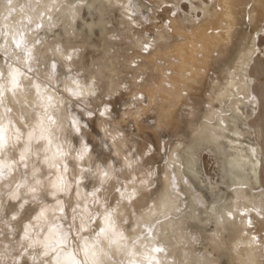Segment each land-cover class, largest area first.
I'll use <instances>...</instances> for the list:
<instances>
[{
	"label": "rangeland",
	"instance_id": "374dc122",
	"mask_svg": "<svg viewBox=\"0 0 264 264\" xmlns=\"http://www.w3.org/2000/svg\"><path fill=\"white\" fill-rule=\"evenodd\" d=\"M15 1L16 0H14V2ZM39 1L40 0H32V7L36 8L37 2ZM59 1L60 2L58 6H56L57 8L49 9L50 11H46L49 12V19H46V16L43 15L42 19L38 20V24L36 22H33L32 26L31 24H28L27 19H21L19 21L17 20V17L14 15V13L18 14L20 11L18 10L16 11V13L14 10L10 9L12 8V6L13 9L17 7V5H15L17 3H14L13 1L8 3L9 5L5 4V10L2 14V16H5L4 18L11 21L12 25L8 26L9 28H7V25L9 24L5 23V26L3 28L4 21H2L3 18L0 17V41L2 40L4 43V40L6 38L5 42L8 41L9 44V50H5V52L3 53H1L2 51H0V69L2 73H0V81H6L5 79H7L8 77L7 75L9 67L11 65L14 64L22 69L24 68V71L22 72L23 75L21 73V78H19L17 84V90L18 88L20 89L18 91L15 90V94L17 92L15 97L19 99V97L26 92V94L28 95L24 94L21 98H23L24 96H26L25 98H27L28 96L30 98V94L40 95L43 93L44 95V92L45 95L46 92L47 95H49V92L52 89L53 92L59 94L57 95L58 97L60 96L61 99V103H59V105H62L57 107L63 108V106H65L62 110L65 112V114H68H66L68 116L66 123L62 127H60L61 129L56 131L55 134H52L54 139L47 145V147H49V151H45L44 153V151H40L35 147L33 149L30 147L29 150V147L26 146L25 152L20 154L17 153V155L15 150L13 149L12 142L9 146L11 149V155L9 153H5L6 156L9 157L8 159L5 158L6 161H1L3 167L7 168L6 171L12 169L13 172L19 173L16 182L14 184L11 183V186L9 188L10 190L7 191H9V194L11 192L13 194V191L15 192L16 190L19 191L20 194L19 192H15V194H19V196L17 195V197L15 196V198L10 197L6 199V194L8 192L5 191V185H3L0 189V201H3V203L1 202L3 205L0 206V242H3V238L8 240V242L10 241L11 243H9L8 245L6 242H3L2 244L0 243V247H4L3 244H6L7 247L9 245H12L14 248V250L12 249L13 251H6L8 253L10 252L9 257H7L9 260L0 259V264H40L43 258L44 260H50L51 255L54 254V252L46 254L47 251H44V247L46 248V246L48 247V251H52L55 249L57 252L70 250L71 253L69 254H74L72 257L75 260L77 258L76 261L78 262V264H82L81 260L78 258L79 255L84 251L82 248L85 244L84 241L88 240L93 243L94 246H102L103 242L107 240L102 227L103 223L100 222L102 221V218H105L103 217L105 211L107 213V219L110 218L111 215L117 216L118 218L120 217L124 222L127 231H135L136 216L141 214L142 212H146L150 208L151 203L156 200V196L161 189L164 177L163 171L166 170V164H168V160L166 159H169V156L173 152L184 153V148L183 150H179V146L180 148H182V143H188V141L191 143L194 142L195 138L193 137L195 133L193 132L196 131L193 128H196V130H198V133L201 132L199 131L201 130L200 123L204 122V120L201 121V119H203V117L205 118L207 113H210L208 112L210 108L209 105L214 103L212 105L216 108L222 107L221 101L218 100H221L220 97H224V91H228L227 89H229L228 87H226V89L224 90L225 87L223 86H225L228 82L226 79L230 77L229 70L232 63L234 62V55L239 49V39L245 33L250 31L251 27L254 26V21H257L258 23L264 25V0H262L263 3L261 1L259 2V0H242L241 3L238 4L239 6L237 5L239 20L233 27L234 32L232 38L225 44L219 43L218 45H216V47H212V50L210 52L197 47L193 54L194 63L191 64L190 67H186L180 70L178 69V67H180V65L182 64L180 61L181 57L174 55V53L172 52V47L176 45L184 46L186 45V43L192 44V41L188 40V37L194 38V35L198 31V26L203 27L205 25V31L209 34L213 32L216 34L218 30L220 31V33L224 32L218 27V24L216 23L218 18H220L219 16L222 14V12H219L220 14L217 17L210 18L209 16V19H207L200 9V5L203 2H209L211 4V0H117V2L116 0H110V4L108 0H104L102 4H107V6H105V8H107V11L106 9H100V11L94 17V19L96 20V24H94L93 27L88 26L87 21L91 20V16L88 15L86 8L82 7L79 9L81 16H77L75 18V21L72 22V26H75L74 28H71L73 30L70 29L72 31V34L70 33L69 35L68 33L66 35L64 34L66 31H64V25L62 24V22L58 23V21H60L58 17V10H60L59 5H61V7H63V4L64 6L67 4L71 5L70 2L72 1L79 4L82 3L81 1L83 0ZM86 1L88 0H84L82 4H86ZM32 2H35L36 4ZM112 3H115L114 7L112 6ZM117 3L118 5L115 7ZM216 3L218 4L220 2L218 1ZM192 5H194L196 8L192 9ZM254 5L259 7L257 9L261 10L260 12L262 16L259 14V10H257V12L255 13V20L253 21L248 17V15L245 16V14L248 10L251 11ZM118 6H121L122 9L121 7L118 8ZM175 6L177 7L175 8ZM217 6L218 9L221 8L219 5ZM123 7H125V10H123ZM7 8H9L8 11ZM184 10H187L189 14L194 16V20L191 18H187L186 20V17L183 16ZM12 11H14V13ZM104 12H107V15ZM77 14H79V12H77ZM103 17L105 18V20ZM190 21L193 23H191ZM12 22L17 23V26L15 28ZM182 28L185 30V32L181 31ZM12 32L15 33V36L17 35L16 37L19 36L18 38L25 35L26 39L21 45V47H23L24 45L25 48H20L16 41L15 43H13L14 39L10 38ZM78 34H81L80 38V35L78 36ZM65 36L70 37L66 38ZM58 39L61 43L58 42ZM49 41H51L50 44ZM257 41L259 47L264 51V33H261L259 35ZM195 42L198 43L199 41ZM13 44H15L16 46ZM70 45L72 46L71 48ZM74 45L76 46L73 47ZM31 46L33 47V49ZM26 47H29L28 50L26 49ZM48 48L52 49L51 53H47L48 51L50 52ZM56 48H58V50ZM72 48H74L75 51H73ZM34 49L36 52L34 51ZM55 51L58 52L56 53ZM64 51L66 53H64ZM61 55L68 57L64 59L65 57H61ZM30 57L31 59H33H29ZM22 60H26V62H28L26 63V66L24 62H21ZM104 63L105 65L107 64L108 68H106L104 73H102V69H104L105 66ZM234 65H237V63H234L233 66ZM94 66L97 69H95ZM51 67H53V71H51ZM194 67H196L197 70H195L196 68ZM39 68L42 69L39 70ZM87 68L89 69V71L87 70ZM5 71H7L6 75ZM42 71H51V74L53 76H48V72H43L42 74ZM54 71L57 72L53 73ZM69 72L72 73L70 74ZM94 72H100L101 76H99L98 78L96 77V75L95 77H92V74H94ZM246 74L247 79L249 78L248 81L251 82L250 88L255 99V101L253 102L254 105L252 104L254 106V109L251 110V107L248 109L251 110V117L248 121L251 126L258 124L261 125V127H256V129L253 127H249V136L251 137H249L248 140H254L258 143V146L260 145L259 150L261 153V166L259 177L262 184V189H264V57L262 56L261 52H258L257 56L252 60L251 65H249L248 69L246 70ZM62 76L65 77L63 78ZM68 76L71 79H76L78 77V80H84L86 77L88 79L87 81L89 82H91L89 80L90 78H94L93 83L95 85V88H93L95 89V92L88 94V92L85 90L82 92L83 94L84 92H86L84 95L79 93L78 96H74L68 91L66 92L65 88L61 87L60 83L58 84V82H62L64 79V83H66L67 79L69 78ZM22 77H24L27 81ZM47 77L52 78L49 79ZM178 77L180 78L176 79ZM234 78H236V76ZM20 79H23L24 82L22 80L20 81ZM51 79H53L54 81ZM31 80L33 82H31ZM38 80L42 82L40 85H38L40 82H36ZM43 80H45V82ZM68 81L70 82V79H68ZM34 82L35 84H38L34 85ZM216 82H218L219 84H215ZM44 83L48 85V88L51 87V89L48 90V88H46L47 86L43 87L47 91L43 89L41 85L43 84L42 86H45ZM38 86L39 89L37 88ZM33 88L35 90H33ZM25 89L28 91H26ZM149 91H151V93L154 92V101L149 98V96L151 95ZM221 91L223 94L219 93ZM18 94L20 95L17 96ZM6 96L7 95H5V98ZM177 98H179V102L175 106V101ZM5 100L6 104L7 102L10 103L9 97ZM8 105L7 106L9 108L11 107V110L9 109L7 111L9 114L8 116H11L13 113H18L16 112L17 110L20 111L18 108H12L13 104L11 103ZM125 110L131 111L132 114H129L128 112L123 113ZM172 112L173 121H171L172 124L168 126L166 122H168V118H170ZM27 116L31 119H34L35 113L28 112ZM50 116L51 115L48 114V117ZM137 117L140 121V127L136 122V120L138 119ZM46 120L47 119L43 118V121L45 122L41 124V127L52 125L53 122L51 118L49 119L51 124L47 123ZM205 120H207V118ZM29 124L32 125V123ZM18 127L22 129L21 126ZM26 127L24 130L28 129ZM52 127L54 129L56 126L52 125ZM96 138H100L99 140H101L103 143V145H100L99 148H96L99 151L97 152L98 157H102L99 158V162L96 158H93L92 151V147H95V143L93 142V140ZM59 139L61 144H59L56 149V142ZM190 139L193 141H191ZM18 141H21L20 138L19 140L17 139V142ZM85 141H87L88 143L90 142V144H87ZM41 142H43V140H39V143ZM177 142L179 144H177ZM16 146L18 145L16 144L15 147ZM176 146L178 148H176ZM177 149L179 151H177ZM31 150L34 151V154L31 153ZM37 151H40L45 155L37 158V155H35V152ZM199 153L200 161L198 167L201 171L200 177L198 178L197 176H192L191 173L188 172L185 173L186 175L183 180L185 179L184 181L188 182V185L185 186V184L187 183H183L182 187L185 190L181 188L180 192L184 194H182L180 198L183 200L181 204L182 208L185 207V211H192V207L193 209L196 207V215L200 218L196 217V215L194 216L193 214H190L189 216L185 217L184 222L182 221L180 216L179 218L175 217L173 221L175 224L171 223L174 224L175 229L168 233V236L160 235V228H158L155 224L156 218H153L149 222L150 229L147 228L146 232L148 236L150 234V236H147L148 238L146 239L151 238L149 239V244H152L149 245V247L148 245L143 246L146 247V249L148 248V251L153 252L156 247V243L158 242L157 240H159V242L157 243V247L160 242L161 244L163 243V245H159L158 247V250L161 252V255L158 259L160 261L154 259L151 255V257L149 256L146 258V261L144 259L142 263L137 264H152L153 262L154 264H167L166 262L172 264L168 261L169 258H173V260H175L173 264H185V262L186 264H190V261H192L191 264H197L198 262L199 264H209L211 261L212 262L210 264H264V205L260 204V206H262L261 208L263 209L259 208V205H255L257 206V209H253L254 213L252 210H250L252 211V213L250 211H246L242 219L236 221V216H231L232 213L229 212L226 207V204L229 202L231 195L234 193L230 188H228V186L220 182L221 177L219 162L217 161L213 152L208 149H202ZM46 155H49L47 158L50 159H46ZM6 156L4 155V157ZM23 156H25L26 158L24 157L22 159ZM12 157L15 161L13 159L10 160ZM54 157L60 158L59 162H57L56 164L51 162V160L53 161ZM104 158L107 160V162L105 163L103 162ZM32 159H34L33 163L31 162ZM164 162L166 164H164ZM47 163L49 164L47 165ZM98 166H101L100 169ZM163 167L165 168L163 169ZM1 174H5L4 177L6 178V173L2 172ZM59 174H62L61 177ZM188 179H190L191 181H189ZM141 180L145 183L142 185V189L137 194H134V196H130L131 199H128V201L125 202L126 212L128 213V218L125 222L124 218H122L121 216L122 214H119V212L117 211V208L121 204L119 198L126 190H133V188L135 187L134 185H136L137 182H140ZM54 181H58L59 184L56 182V185ZM63 181L65 184L63 183ZM209 181L220 182L219 188L217 189L219 198L211 206L203 203V205L205 204L204 206L208 207L205 208L201 205L202 203H198L200 200L198 199L199 201L197 202L196 199L201 195V193L207 200L210 199L209 193L213 185L210 186L209 184L211 183ZM193 185H195V188L193 187ZM58 187L61 190H59ZM189 187L192 188L190 189ZM196 192H198V194L200 195H198ZM193 196L194 198H192ZM193 199H195L196 201H194ZM184 201L187 202L186 205L188 207L190 206L189 208H187ZM37 214H43V217L39 215L37 216ZM78 214L80 215V218ZM247 214L249 215L248 217ZM76 215H78L79 219ZM202 215H204V217ZM218 216L221 217L219 218ZM223 217H225V220H223ZM40 218L43 220H41ZM168 218L165 217L163 221L168 220ZM199 220L202 224L199 223ZM245 220L246 222L244 223ZM205 221L207 223H205ZM176 223L180 224L179 227L177 226L178 224L176 225ZM29 224L31 227H34L30 228ZM57 225H60V229ZM175 225L177 226V228ZM221 226H223V228ZM243 226H247L245 227V229L247 228L246 231H244L245 229ZM35 227H37L38 229ZM188 227L190 230L188 229ZM45 228L48 229H46L45 231ZM99 229L100 234H97L96 231H98ZM49 230H51L50 232L54 231L52 232V236H50L51 233L49 232ZM140 230L144 233L146 231V229ZM152 230L155 235L152 233ZM191 230L193 231L191 232ZM40 231L42 232V234L40 233ZM148 231H150L152 235ZM180 231H182L183 234L185 232L186 233L184 235L181 233L180 237ZM30 233H34V236ZM24 235H26V238L29 236V238L39 240V242L37 241V244L34 242L33 246H29L22 251L21 249H23V246H20V244L18 243L21 239H23ZM214 236H216V238H214ZM140 237L142 236L140 235ZM183 237L187 238L186 241H184L185 239ZM101 238H103V241L100 240ZM154 238L157 240H155ZM207 239L208 241L210 239V241H214L215 243L213 244L210 242L212 244L211 245L209 244ZM243 239L246 241L242 242L244 241ZM251 239L257 244L252 242ZM187 240L188 242H191L188 243ZM152 241L157 242L153 243ZM257 241L259 242V244ZM175 242L182 245H178ZM248 242L249 245L247 244ZM191 243L193 246L191 245ZM245 244L247 245L245 246ZM190 245L194 248L196 246V248L194 249L190 247ZM217 245L221 248V250H219L218 247L216 248ZM150 246L155 247L154 249L151 247V250ZM165 246H167V248ZM253 246H255L256 248ZM187 247L189 248L190 252L192 251V253L188 252ZM259 247L261 249H259ZM49 248L51 250H49ZM73 248L75 249L73 250ZM164 248H166V250ZM98 249L99 248L95 247L93 251L88 252L92 259L96 258L97 260V258L99 257V254H97ZM184 249L186 250V252ZM193 249L196 255L200 253L198 254L200 258H198V256L196 257ZM20 251H22V254L20 253ZM175 251H177L176 254ZM91 252L94 254V256L91 254ZM244 252H248L249 254L246 255ZM185 253L186 255H184ZM188 253L191 254V259L189 258L190 254ZM39 254H41L39 258H35V256H38ZM170 254L172 255V257H169ZM252 254L253 256L255 254V256L258 257L256 258L254 256V259ZM82 255L85 256L86 254L82 253ZM183 255L186 257H184ZM10 256H12V258L14 256L15 258L19 256V259L18 261H12L13 259L11 258L10 262ZM176 256L178 260L175 259ZM193 256H195L198 260ZM236 256L238 258H236ZM201 257H204V260H208V262H205ZM30 258H33V260H31ZM114 258H116V260ZM114 258L111 259L113 260L112 262L120 263L119 257ZM186 258L190 260L187 261ZM215 258L216 261H214ZM35 259L36 261H34ZM171 259L170 261H172ZM240 259H242V261ZM131 260L126 263L131 264ZM134 260H136V263L137 259L134 258ZM179 260L182 261L180 262Z\"/></svg>",
	"mask_w": 264,
	"mask_h": 264
},
{
	"label": "bare ground",
	"instance_id": "6f19581e",
	"mask_svg": "<svg viewBox=\"0 0 264 264\" xmlns=\"http://www.w3.org/2000/svg\"><path fill=\"white\" fill-rule=\"evenodd\" d=\"M14 2V0H0V17L3 18L2 21H4V25H3V28L5 26V23L9 24L7 25V28H9L8 26H11V21H9L8 19L4 18L5 16L2 14L4 13L3 11L5 10L4 6L5 4H8L10 2ZM32 1V0H31ZM31 1L30 0H22V1H15L17 4V10L16 8L13 9V6L12 8H10L11 10H14L15 12L16 11H20L18 14H15L14 11H12L14 13V15L17 17V20H23V19H27V22L28 24L32 26L33 22L37 23L39 19H42L43 15H45L44 17L47 19L49 17V12H46L48 11L49 9H53V8H57L56 6H58L59 4V0H40L39 2H37V6L36 8H33L32 7V4H31ZM35 1V0H34ZM80 1V0H79ZM84 1V0H83ZM83 1H81L83 3ZM104 0H88L86 1L85 3L86 4H82V3H75V2H70L71 5L67 4L64 6L63 4V7L60 6V10H58L59 12V20L58 23L62 22V24L64 25V31H66L64 34L66 35L68 33V35L71 33L72 34V31L73 29L71 28H74V26H72V22L75 21V18L77 16H79L81 13L79 11L80 8L82 7H85L87 12H88V15L91 16V20L87 21V24L89 27H93L94 24H96V20L94 19V17L97 15V13L100 11V9L104 10L106 9L107 11V8H105L106 5H103ZM109 1V4H110V0ZM107 1V2H108ZM181 1V0H180ZM220 2V3H216V2ZM242 0H211V4L209 2H203L201 5H200V9L203 13L204 16H206L205 18L209 19V16L210 18L211 17H217L219 16V12H222V14L219 16L220 18H218L217 20V24H218V27L223 30L224 32L223 33H220V31L218 30L217 33L215 34L214 32L209 34L205 31L206 28H204V26H198V31L197 33L194 35V38L192 37H188V40L192 41V44H187L184 45V46H174L172 47V52L174 53V55H177V56H180V61H181V65L180 67H178V69L182 70L183 68H186V67H190L191 64L194 63V57H193V54H194V51L197 49V47H200L202 50H205V51H208L210 52L212 50V47H216V45H218L219 43L220 44H225L227 43L231 38H232V35H233V27L235 25V23H237V21L239 20L238 18V7L237 5L239 3H241ZM244 1V0H243ZM262 2V0H259V2ZM14 2V3H15ZM67 2V1H66ZM78 2V1H76ZM113 2V1H112ZM117 2V0H116ZM177 2V1H176ZM214 2V3H213ZM13 3V5H14ZM32 3H35V2H32ZM106 3V2H105ZM104 3V4H105ZM119 3V1H118ZM118 3L115 5V7L118 5ZM122 3V2H121ZM262 3H259V4H262ZM36 4V3H35ZM74 4H77V5H74ZM113 4V3H112ZM115 4V3H114ZM114 4L112 5L114 7ZM176 4V3H175ZM257 4V3H256ZM9 5V4H8ZM120 5V3H119ZM125 5V4H124ZM191 5V4H190ZM219 5L221 8L218 9V6ZM123 6V5H122ZM239 6V5H238ZM121 7V6H120ZM118 6V8H120ZM143 7V6H142ZM177 6H175L176 8ZM38 8V9H37ZM133 8V7H132ZM192 9L196 8L194 5H192L191 7ZM259 8L258 6H255L252 8V10H248L247 13L245 14V16L248 15V17L251 19V20H255V13L257 12V9ZM261 8V7H260ZM9 8H7V11H8ZM122 9V7H121ZM135 9V8H134ZM147 9V8H146ZM123 10H125V7H123ZM197 10V9H196ZM50 11V10H49ZM121 11V10H120ZM131 11V10H130ZM178 11V10H177ZM261 10H259V14L261 15ZM77 12H79V14H77ZM17 13V12H16ZM105 13V12H104ZM123 13V11H122ZM249 13V14H248ZM107 15V12L105 13ZM105 14H104V17H105ZM133 14V13H132ZM142 14V13H141ZM183 16L186 17V20L187 18H191L194 20V16H192L191 14L188 13V11L184 10L183 11ZM7 16V15H6ZM81 16V15H80ZM196 16V15H195ZM262 16V15H261ZM103 17V18H104ZM130 17V16H129ZM178 17V16H177ZM258 17V16H257ZM44 18V19H45ZM56 18V17H55ZM108 18V17H107ZM131 18V17H130ZM49 19V18H48ZM105 20V18H104ZM135 20V19H133ZM176 20V19H175ZM185 20V21H186ZM244 20V19H243ZM131 21V19H130ZM178 21V20H177ZM192 21V20H191ZM190 21V22H191ZM43 22V21H42ZM77 22V21H76ZM134 22V21H133ZM188 22V23H190ZM250 22V21H249ZM254 26L251 27L250 31L245 33L239 40V49L236 51V54L234 55V59H233V63L230 67V70H229V78H227L226 80L228 81L226 83L224 90L226 89V87H228L229 89H227L228 91H224L225 94L221 92L219 93H222L224 95L220 97L221 100H218V101H221V108H216L215 106H213L212 103L211 105H209V111L210 113H207V115L205 116V118L203 117V119H201V121L204 120L203 123H200V128L201 132L198 133V130H196V128H193L195 129L196 132H193L195 133L194 134V137L195 140L193 143L189 142L188 143H182L181 147L179 146V150H183L184 148V153H177V152H173L171 153V155L169 156V159H166L168 160L166 164L164 162V164H166V170L163 171V174H164V177H163V181H162V186H161V189L158 193V195L156 196V200H154L151 205H150V208L146 211V212H142L141 214L137 215L136 216V224H135V231H132V232H129L127 231L125 225H124V222L121 220V218L117 217V216H112L110 218L107 219V213L106 211L104 212L103 214V217L105 218H102V221H100L102 224V227H103V231H104V234L106 235L107 237V240L103 242V245L102 246H94L93 243H91L90 241L86 240L84 241V246L82 247L83 248V252L82 253H85L86 255L83 256L82 253L79 255V258L81 260V263L82 264H128L126 262H128L129 260H131L133 257L137 259V262L135 263L136 260H134V258L131 260V264H137V263H142V261L145 259L146 261V258L147 257H151V255L153 256L154 259L158 260L159 259V256L161 255V252L158 250V247L159 245H163V243L158 245L157 247V243L159 242V240L155 241L157 242L156 243V247L154 249V247L150 246V248L152 247L154 249L153 252H150L148 251V248L146 249V247H144L145 245L149 247V245H151L152 243L149 244L151 238L149 239H146L150 236L146 234L147 232V228L150 229V226H149V222L154 218H156L155 220V224L158 228H160V235L161 236H168L171 231H173L174 228V218L175 217H178L179 216L181 217L182 221L185 220V217L186 216H189L190 214H193L194 216L196 215V212H197V208L193 209L192 205V211H185L183 207L182 208V199L180 198L182 194L184 193H181V188L183 183L185 182L183 180V178H185V173H191L192 176H197L198 178L200 177V169L198 167V164H199V152L200 150H210L211 152H213L214 156L216 157L217 161L219 162L220 164V177H221V180L220 182L225 184L226 186H228V188H230L234 194L231 195L230 197V200L229 202L226 204V207L228 209L229 212H231V216H236L235 220L238 221L240 219H242V217L245 215V212L247 211H250L252 210L253 213H254V208H256L257 206L255 205H264V189H262V184H261V181H260V177H259V172H260V166H261V156H260V150H259V146H258V143L255 142L254 140L250 141V139L248 140L249 136L250 135V132H249V127H253L256 129V127H261L260 124L258 125H252L249 123V118L251 117V110H253L254 108V104L253 102L255 101L253 95H252V91H251V82L248 81L247 79V74H246V70L248 69L249 65H251L252 63V60L257 56V53L258 52H261L262 53V56L264 57V51L259 47V44H258V37L261 33H264V25L261 24V23H258L257 21H254ZM13 25H14V28L17 26V23L16 22H12ZM41 23V22H40ZM86 23V22H85ZM100 23V22H99ZM193 23V22H191ZM209 23V22H208ZM38 24V23H37ZM74 24V23H73ZM106 24V22H105ZM104 24V25H105ZM207 24V23H206ZM101 25V24H100ZM208 25V24H207ZM212 25V24H211ZM251 25V23H250ZM28 26V25H27ZM30 26V27H31ZM38 26V25H37ZM102 26V25H101ZM39 27V26H38ZM62 27V28H63ZM105 27V26H104ZM107 27V25H106ZM211 27V26H210ZM20 28V27H19ZM32 28V27H31ZM102 28V27H101ZM181 28V27H180ZM224 28V29H222ZM29 29V28H28ZM71 29V30H70ZM178 29V28H177ZM183 29V28H182ZM181 31H184L185 30L183 29ZM197 29V28H196ZM1 30V29H0ZM9 30V29H8ZM16 30V29H15ZM34 30V29H33ZM39 30V29H38ZM4 31V30H2ZM21 31V30H20ZM33 32V31H32ZM63 32V31H62ZM80 32V31H79ZM110 32V31H109ZM191 33V32H190ZM193 33V32H192ZM19 34V33H18ZM108 34V33H107ZM188 34V33H187ZM2 35V34H1ZM22 35V34H21ZM29 35V34H28ZM80 35V36H79ZM103 35V34H102ZM165 35V33H164ZM6 36V35H5ZM17 36V35H16ZM15 36V33L12 32L11 34V37L10 38H13L14 39V42L15 41L18 43V46H20V48H25V46L23 45V47H21V45L24 43L25 41V35L23 37L20 36V38L16 37ZM79 38L81 37V34H78ZM161 36V35H160ZM167 36V35H166ZM165 36V37H166ZM16 37V38H15ZM66 37V36H65ZM70 37V36H69ZM69 37H66V38H69ZM85 37V36H84ZM164 37V36H163ZM196 37V38H195ZM1 38V37H0ZM4 38V37H3ZM48 38V37H47ZM4 40V39H3ZM6 40V38H5ZM4 40V43L3 41L1 40L0 41V51H2L1 53L5 52V50H9V44H8V41L5 42ZM34 40V39H33ZM41 40V39H40ZM59 40V39H58ZM57 40V41H58ZM84 40V39H82ZM44 41V40H43ZM55 41V40H54ZM75 41V39H74ZM195 41H199L198 43H196ZM33 42V41H32ZM40 42V41H38ZM51 41H49V44H50ZM53 42V41H52ZM60 42V40L58 41ZM27 43V42H26ZM35 43V42H34ZM47 43V42H45ZM55 43V42H54ZM61 43V42H60ZM82 43V41H81ZM84 43V42H83ZM36 44V43H35ZM44 44V43H43ZM52 44V43H51ZM63 44V43H62ZM61 44V45H62ZM67 44V43H66ZM76 44V43H75ZM15 45V44H13ZM27 45V44H26ZM30 45V44H29ZM54 45V44H53ZM52 45V46H53ZM60 45V44H58ZM16 46V45H15ZM17 46V47H18ZM28 46V45H27ZM32 46H33V43H32ZM31 46V47H32ZM51 46V45H50ZM57 46V45H56ZM76 45H74L73 47H75ZM242 46V48H241ZM64 47V46H63ZM69 47V46H68ZM72 46L70 45V48ZM29 48V47H28ZM28 48L26 47V49L28 50ZM41 48V47H40ZM61 48V47H60ZM65 48V47H64ZM63 48V49H64ZM11 49V48H10ZM33 49V47H32ZM49 49V48H48ZM47 49V50H48ZM58 50V48H56ZM67 49V48H66ZM65 49V50H66ZM73 51L74 48H72ZM71 49V50H72ZM199 49V48H198ZM16 50V49H15ZM26 50V51H27ZM50 52L48 51L47 53H51V50L52 49H49ZM61 50V49H60ZM14 51V50H13ZM35 51V49H34ZM16 52V51H15ZM25 52V51H24ZM33 52V51H32ZM36 52V51H35ZM56 53L58 51H55ZM63 52V50H62ZM17 53V52H16ZM29 53V52H27ZM26 53V54H27ZM31 53V51H30ZM46 53V54H47ZM64 53H66L64 51ZM74 53V52H73ZM80 54V53H79ZM20 55V54H19ZM18 55V56H19ZM23 55V54H22ZM30 55V54H28ZM27 55V56H28ZM45 55V54H44ZM55 55V54H54ZM63 55V54H62ZM61 57H65V56H62ZM197 55V53H196ZM11 56V55H10ZM51 56V55H50ZM206 56V55H204ZM12 57V56H11ZM23 57V56H21ZM33 57V56H32ZM55 57V56H54ZM57 57V56H56ZM68 57V56H67ZM67 57H65L64 59H66ZM240 57V58H239ZM37 58V57H36ZM53 58V57H52ZM51 58V60H52ZM239 58V59H238ZM31 59V57L29 58ZM33 59V58H32ZM31 59V60H32ZM47 59V57H46ZM50 59V58H49ZM35 60V59H34ZM33 60V61H34ZM45 60V59H44ZM20 61V60H19ZM32 61V62H33ZM50 61V60H49ZM64 61V60H63ZM68 61V60H66ZM22 63L24 62L25 66H26V60H22L21 61ZM12 63V62H11ZM34 63V62H33ZM33 63H32V66H33ZM36 63V61H35ZM47 63V62H46ZM68 63V62H67ZM92 63V62H91ZM234 63H237V65H234ZM31 64V63H30ZM42 65V64H41ZM75 65V64H73ZM98 65V64H97ZM105 65V63H104ZM5 66V65H4ZM8 66V65H7ZM30 66V65H29ZM70 66V65H69ZM112 66V65H111ZM205 66V65H204ZM9 67V66H8ZM60 67V66H59ZM98 67V66H97ZM1 68V67H0ZM30 68V67H29ZM50 68V67H49ZM48 68V69H49ZM53 67H51L52 69ZM95 69H97L95 66H94ZM108 68L107 64L104 66V69H102V73H104L105 69ZM196 68V67H194ZM204 68V67H203ZM24 69V68H23ZM22 68L16 66V65H11L9 67V71H8V77L7 79H5L4 81L5 82H1L0 81V174L3 172V173H6V178L4 177V175H0V189L3 185H5L6 187V190L4 188L5 191L7 190H10V186H11V183L14 184L17 180V177H18V172H13V170L9 169V171H6L7 168H4L3 165H2V162L3 161H6V159H8V157L6 156L7 153L10 154V145L12 143L13 145V149L15 150L16 154H20V153H23L25 152V147L28 146L29 147V150H30V147L33 149L34 147L36 149H39L40 151H49V147H47L48 143L49 142H52L54 137L52 134H55L56 131H58L59 129H61L60 127H62L66 121H67V115L65 114V112L62 110L65 106H63V108L61 107H57V106H61L59 105V103H61V99H60V96L58 97V95L52 91L51 87L48 88V85L46 83H44L45 86H42L41 87H46L49 89H51V91L49 92L50 96L47 95V92H46V95H45V92H44V95L43 93L42 94H30V98L29 96L27 98H25L26 96H24L23 98H21L24 94L25 95H28L26 93L22 94V96L18 98H16V94H15V90L18 91L20 88H18L17 90V84H18V80L21 75V73L24 71ZM28 69V68H27ZM37 69V68H36ZM42 68H39V70H41ZM44 69V68H43ZM92 69V68H90ZM45 70V69H44ZM55 70V68H54ZM65 70V69H64ZM63 70V71H64ZM87 70L89 71V69L87 68ZM94 70V69H93ZM92 70V71H93ZM99 70V69H98ZM112 70V69H110ZM197 70V68L195 69ZM34 71V70H33ZM53 71V69L51 70ZM51 71H47L48 72V76L52 75L51 74ZM249 71V70H248ZM247 71V72H248ZM6 72L5 71V75H6ZM36 72H39V71H36ZM44 73H47L46 71H42V74ZM57 72V71H56ZM55 71L53 73H56ZM0 73H1V69H0ZM70 73V72H69ZM72 73V72H71ZM70 73V74H71ZM90 73V72H89ZM202 73V72H201ZM2 74V73H1ZM91 74V73H90ZM89 74V75H90ZM23 75V73H22ZM85 75V74H84ZM96 77L98 78L99 76H101L100 72H94V74H92V77ZM2 76V75H1ZM28 76V75H26ZM25 76V77H26ZM38 76V75H37ZM53 76V75H52ZM71 76V75H70ZM78 76V75H77ZM236 76V78H234ZM249 76V75H248ZM42 77V76H41ZM44 77V76H43ZM63 78L65 76H62ZM67 77V75H66ZM69 77V76H68ZM108 77V76H107ZM233 77V78H232ZM251 77V76H250ZM4 78V76H3ZM24 78V77H22ZM34 78V77H32ZM36 78V77H35ZM47 78H52V77H47ZM54 78V77H53ZM57 78V77H56ZM62 78V79H63ZM78 78V77H77ZM71 79L70 77L68 79H70V82L66 81V83H64V79L62 82H58V84L60 83V86L65 88L66 92L68 91L70 94L74 95V96H78L79 93L84 95L86 92H84V94L82 93L83 91H87L88 94L89 93H92V92H95V85L93 83L94 81V78L93 79H89L91 82L87 81L88 79L85 77L84 80H78V79ZM84 78V77H83ZM180 77L176 78V79H179ZM25 79V78H24ZM27 79H31V78H27ZM61 79V78H60ZM96 79V78H95ZM23 81V79H20V81ZM26 80V79H25ZM34 80H37V79H34ZM48 80V79H47ZM53 80V79H51ZM251 80V79H250ZM19 81V82H20ZM27 81V80H26ZM30 81V80H29ZM45 82V80H43ZM54 81V80H53ZM61 81V80H60ZM107 81V80H106ZM22 82V83H23ZM31 82H33L31 80ZM36 82H40L39 80L36 81ZM42 82H40L38 85H40ZM55 83V82H54ZM53 83V84H54ZM108 83V82H107ZM218 82H216L215 84H217ZM25 84V83H24ZM34 85L35 82L33 83ZM110 84V83H109ZM214 84V83H213ZM214 84V85H215ZM219 84V83H218ZM217 84V85H218ZM23 87V86H22ZM36 87V86H34ZM94 87V88H93ZM39 89V86L37 87ZM37 88H36V91H37ZM41 89V88H40ZM45 89V88H43ZM105 89V88H104ZM24 90V88H23ZM26 90V89H25ZM33 90H35L33 88ZM46 90V89H45ZM106 90V89H105ZM28 91V90H26ZM30 91V90H29ZM47 91V90H46ZM97 91V90H96ZM148 91V90H147ZM151 91H154V90H151ZM151 91H149V93H151ZM25 92V91H24ZM35 92V91H34ZM20 93V92H19ZM31 93V92H30ZM218 93V94H219ZM5 95L6 98L9 97V101L11 104H13V107L12 108H18L20 111H16L18 113H13L11 116H8V110L11 108H9L8 106H12V105H8L10 103L7 102L6 104V98H5ZM20 94H18L17 96H19ZM43 95V96H42ZM219 96V95H218ZM15 97V98H14ZM154 97H155V94L154 92L151 93V95L149 96V98L151 100L154 101ZM216 99V97H215ZM214 99V100H215ZM18 100V101H17ZM17 101V102H16ZM64 101V100H63ZM179 102V98L176 99L175 101V106L178 104ZM253 104V105H252ZM8 105V106H7ZM95 105V104H94ZM251 107V110H248L249 108ZM11 110V109H10ZM69 110V109H68ZM14 111V110H13ZM70 111V110H69ZM11 112V111H10ZM28 112H32V113H35V116H34V119H31L30 117L27 116ZM129 113V114H132L131 111H127L125 110L123 113ZM70 113V112H69ZM72 113V112H71ZM122 113V114H123ZM48 114H50L51 116L48 117ZM74 114V113H73ZM135 114V113H134ZM71 115V114H70ZM72 116V115H71ZM138 116V115H137ZM27 120H26V118ZM25 118V119H24ZM43 118L47 119V123H50L51 122L49 121V119L51 118L52 119V125L53 126H56L54 129L52 127V125H48L46 127L42 126L41 127V124L44 123L45 121H43ZM138 118V117H137ZM207 118V120H205ZM70 119V118H69ZM199 119V118H198ZM197 119V120H198ZM196 120V121H197ZM200 120V119H199ZM31 121V122H30ZM167 121V120H166ZM173 121V112L171 113V116L170 118H168V122H166V124H168V126L170 124H172ZM136 122L138 123L139 127L141 126L140 125V121H139V118L136 120ZM29 123H32V125H30ZM197 124V123H196ZM204 124V125H203ZM27 127H26V126ZM18 126H21L22 129ZM30 126V127H29ZM195 126V125H194ZM26 128V130H24ZM33 127V128H32ZM198 127V126H197ZM114 128V127H113ZM199 128V127H198ZM199 128V129H200ZM23 131H21V130ZM73 129V128H72ZM61 131V130H60ZM193 131V130H192ZM191 131V132H192ZM109 132V131H108ZM198 133V134H196ZM23 135V137H22ZM87 136V135H86ZM72 137V136H71ZM20 138V142L18 141L17 142V139L19 140ZM56 138V137H55ZM59 138V137H58ZM254 138V137H253ZM57 139V138H56ZM100 138H96L93 140V142L95 143V147L93 148L92 147V151H93V158H96L98 160V162L100 161L99 158H102L101 156L98 157V153L99 152L96 148H99L100 145H103L102 141L99 140ZM184 139V138H183ZM39 140H43V142L39 143ZM82 140V139H81ZM191 140V139H190ZM193 141V140H191ZM87 144H90V142L88 143L87 141H85ZM118 142V141H117ZM180 142V140H179ZM80 143V142H79ZM18 145L15 147V145ZM61 144L60 143V139L56 142V149L58 147V145ZM75 144V143H74ZM177 144H179L177 142ZM181 144V143H180ZM85 145V144H84ZM91 146V145H89ZM88 147V146H87ZM112 147V146H111ZM174 147V146H173ZM89 148V147H88ZM176 148H178L176 146ZM261 148V147H260ZM55 149V150H56ZM60 149V148H59ZM111 149V148H110ZM174 149V148H173ZM171 149V150H173ZM177 149V151H179ZM32 151V150H31ZM30 151V152H31ZM40 151H37L35 152V155H37V158L39 157H42V155H45L44 153H41ZM119 151V150H118ZM176 151V150H174ZM14 152V153H15ZM34 151H32L31 153H33ZM79 152V151H77ZM85 152V151H84ZM170 152V151H169ZM6 153V154H5ZM29 153V152H28ZM17 154V155H18ZM34 154V153H33ZM52 154H55V153H52ZM69 154V153H68ZM4 155L6 157H4ZM11 155V154H10ZM79 155V153H78ZM77 155V157H78ZM27 156V155H26ZM32 156V155H31ZM49 155H46V159H50V158H47ZM25 156H23L24 158ZM28 157V156H27ZM33 157V156H32ZM53 157V156H52ZM6 158V159H5ZM26 158V157H25ZM45 158V157H44ZM62 158V157H61ZM13 157L10 159L12 160ZM59 159L60 158H55L53 159V161L51 160V162L53 163H57L59 162ZM14 160V159H13ZM79 160V159H78ZM2 161V162H1ZM15 161V160H14ZM40 161V159H39ZM110 161V160H109ZM32 163L34 162V159H32L31 161ZM43 162V161H42ZM103 162H107V160L104 158ZM112 162V161H111ZM110 162V164H111ZM40 163V162H39ZM38 163V164H39ZM46 163V162H45ZM49 163H47L48 165ZM5 165V164H4ZM41 165V164H40ZM78 165V164H77ZM36 166V165H35ZM52 166V164H51ZM55 166V165H53ZM165 166V165H164ZM57 167V166H56ZM75 167V166H74ZM99 167V166H98ZM101 167V166H100ZM99 167V169H100ZM112 167V165H111ZM10 168V167H9ZM81 168V167H80ZM90 168V167H89ZM165 167H163L164 169ZM15 169V168H14ZM59 169V168H58ZM74 169V168H73ZM88 169V168H87ZM15 171V170H14ZM73 171V170H72ZM78 171V170H77ZM86 171V170H85ZM106 171V170H105ZM55 172V171H54ZM57 172V171H56ZM76 172V171H74ZM73 172V173H74ZM94 172V171H93ZM61 173V172H60ZM104 173V172H103ZM75 174V173H74ZM79 174V173H78ZM60 175V174H59ZM62 175V174H61ZM60 175V177H61ZM106 175V174H105ZM148 175V174H147ZM42 176V175H41ZM58 176V175H57ZM77 176V175H76ZM148 178V177H147ZM190 178V176H189ZM26 179V178H25ZM61 179V178H60ZM83 179V178H82ZM135 179V178H134ZM192 179V178H191ZM56 180V179H55ZM189 181H191L190 179H188ZM193 180V179H192ZM203 180V179H201ZM144 181V180H143ZM187 181V179H186ZM55 183L58 181H54ZM53 182V183H54ZM61 182V181H60ZM136 182V181H135ZM197 182V181H196ZM205 182V181H203ZM211 184H209L210 186L213 185L210 189V199L207 200L204 195H201L198 194V192H196L198 195V198L196 199L197 197V194H196V197L195 199L197 200L198 203H202L201 205H203V203H206L208 204L209 206L213 205L217 199L219 198V193H218V188H219V181L217 182H213V181H209ZM43 183V182H42ZM56 183V185H57ZM64 183V181H63ZM134 183V182H133ZM188 185V182H185ZM193 183V182H192ZM201 183V182H200ZM208 183V182H207ZM59 184V183H58ZM61 184V183H60ZM65 184V183H64ZM67 184V183H66ZM130 184V183H129ZM135 184V183H134ZM145 184L144 182H142V180L140 182H137L136 185H134L135 187L133 188V190H126L124 193H122V195L120 196V204L119 207L117 208V211L119 212V214H122V218H124L125 222L128 218L127 216V212H126V203L128 201V199H131L130 196H134V194H137L141 189H142V185ZM78 185V184H77ZM88 185V184H87ZM127 185V184H126ZM13 186V185H12ZM15 186V185H14ZM55 186V185H54ZM181 186V187H180ZM195 185H193L194 187ZM209 186V187H210ZM88 187V186H86ZM130 187V186H128ZM56 188V187H55ZM127 188V187H126ZM188 188V186H187ZM190 188V187H189ZM192 188V187H191ZM190 188V189H191ZM195 188V187H194ZM207 188V187H206ZM59 189V187H58ZM184 189V188H183ZM61 190V189H59ZM87 190V189H86ZM185 190V189H184ZM188 190V189H187ZM196 190V189H195ZM189 191V190H188ZM197 191V190H196ZM8 193L6 194L7 198H10V197H14L15 196L17 197V195L19 196L20 192L19 191H16L15 192H19V194H15V192L13 191V194L12 192L9 194V191H7ZM195 192V191H194ZM201 192V191H200ZM209 192V191H208ZM78 193V192H77ZM187 193V191H186ZM189 193V192H188ZM192 194H193V190H192ZM195 195V194H194ZM85 196V195H84ZM184 196V195H183ZM187 197V196H186ZM189 197V196H188ZM61 198V197H60ZM190 198V197H189ZM194 198V196L192 197ZM188 199V198H187ZM195 199H193L194 201H196ZM199 199V200H198ZM1 200V199H0ZM3 200V199H2ZM190 200V199H189ZM202 200V201H201ZM67 201V200H66ZM90 201V199H89ZM186 201V200H185ZM184 201V202H185ZM192 201V200H191ZM3 201H0V206L3 205L2 203ZM65 202V201H64ZM189 202V201H188ZM187 202H185V205H186ZM194 203V202H193ZM191 204V203H190ZM184 205V204H183ZM189 205V203H188ZM21 206V205H20ZM58 206V205H57ZM187 206V205H186ZM190 207V206H189ZM187 206V208H189ZM201 207V206H200ZM205 208L207 206H204ZM225 207V208H226ZM262 206H260L259 208H261ZM57 208V207H56ZM86 208V207H85ZM91 208V207H90ZM199 208V207H198ZM208 208V207H207ZM46 209V208H45ZM44 209V210H45ZM84 209V207H83ZM191 209V208H190ZM189 209V210H190ZM257 209V208H256ZM263 209V208H261ZM57 211V210H56ZM61 211V209H60ZM87 211V210H85ZM201 211V210H200ZM227 211V210H226ZM252 211H250L252 213ZM89 212V211H88ZM205 212V211H204ZM54 213V212H53ZM224 213V212H223ZM47 214V213H46ZM200 214V213H198ZM39 214H37L38 216ZM79 215V214H78ZM78 215L77 218H78ZM87 215V214H86ZM118 215V213H117ZM221 215V214H220ZM36 216V217H37ZM39 216H42L43 217V214L42 215H39ZM51 216V215H50ZM75 216V218H76ZM204 217V215H202ZM249 215L247 214V217ZM85 217V216H84ZM87 217V216H86ZM168 218V220L166 221H163L164 219ZM196 217H199L196 215ZM195 217V218H196ZM219 217V216H218ZM221 217V216H220ZM219 217V218H220ZM79 218H80V215H79ZM78 218V219H79ZM200 218V217H199ZM232 218V217H231ZM41 219V218H40ZM84 219V218H83ZM180 219V220H181ZM210 219V218H208ZM206 219V220H208ZM216 219V218H215ZM245 219V218H244ZM248 219V218H247ZM246 219V220H247ZM37 220V219H35ZM43 220V219H41ZM170 220V222H169ZM201 220V219H200ZM199 220V223H201ZM219 220V219H218ZM223 220H225V217H223ZM246 220L244 221V223L246 222ZM34 221V220H33ZM32 221V222H33ZM39 221V220H38ZM172 221V222H171ZM222 221V220H221ZM42 222V221H41ZM185 222V221H184ZM198 222V220H197ZM203 222V221H202ZM211 222V221H210ZM38 223V222H37ZM36 223V224H37ZM171 223H174V224H171ZM205 223H207L205 221ZM219 223V222H218ZM243 223V225H244ZM248 223V222H247ZM246 223V225H247ZM42 224V223H41ZM178 224V225H177ZM183 224V223H182ZM202 224V223H201ZM241 224H242V221H241ZM40 225V224H39ZM38 225V226H39ZM114 225V226H113ZM151 225V224H150ZM176 225L179 227V223H176ZM175 225V226H176ZM185 225V224H184ZM222 225V224H221ZM28 226V225H27ZM41 226V225H40ZM58 227L60 225H57ZM176 226V228H177ZM183 226V225H182ZM181 226V228H182ZM29 227L32 228L34 226H30L29 224ZM51 227V226H50ZM154 227V226H153ZM152 227V228H153ZM223 228V226H221ZM242 227V226H241ZM244 229L245 227L247 226H243ZM37 228V227H35ZM167 230H166V229ZM184 228V227H183ZM192 228V227H190ZM28 229V228H26ZM38 229V228H37ZM43 229V228H42ZM41 229V230H42ZM46 229L48 228H45V231ZM54 229V228H53ZM60 229V227H59ZM140 229H146L145 233L142 232ZM157 229V228H156ZM189 229V227H188ZM225 229V228H224ZM25 230V229H24ZM33 230V229H32ZM31 230V232H32ZM40 230V229H39ZM52 230V229H51ZM49 230V232L51 231ZM158 230V229H157ZM179 230V229H178ZM177 230V231H178ZM190 230V229H189ZM198 230V229H197ZM247 228L244 230L246 231ZM29 231V230H28ZM176 231V230H175ZM188 231V230H186ZM193 230H191L192 232ZM199 231V230H198ZM54 232V231H52ZM52 232L50 236H52ZM58 232V231H57ZM97 234H100V229L98 231H96ZM95 232V233H96ZM149 233H151L150 231H148ZM179 232V231H178ZM190 232V231H189ZM219 232V231H218ZM26 233H27V230H26ZM40 233L42 234V232L40 231ZM45 233V232H44ZM49 233V234H50ZM56 233V232H55ZM55 233H54V236H55ZM152 233L154 234L153 230H152ZM151 233V235H152ZM182 233V231H180L179 233V236L180 234ZM186 233V232H185ZM184 233V234H185ZM31 235H33L34 233H30ZM57 234V233H56ZM62 234V232H61ZM96 234V235H97ZM177 234V233H176ZM183 234V233H182ZM183 234V235H184ZM196 234V233H195ZM194 234V235H195ZM39 235V233H38ZM140 235L142 237H140ZM155 235V234H154ZM197 235V234H196ZM199 235V234H198ZM201 235V234H200ZM206 235V234H205ZM214 235V234H213ZM26 235L23 236V239L20 240V242L18 244H20V246L22 245L23 249H21L22 251L26 248H28L29 246H33V243L35 242L36 244L39 242V240H34L33 238H29V236L26 238L25 237ZM34 236V235H33ZM148 236V237H147ZM178 236V235H177ZM178 236V237H179ZM187 236V235H186ZM190 236V235H188ZM192 236H193V233H192ZM247 236V235H246ZM252 236V235H251ZM256 236V235H255ZM37 237V236H36ZM40 237V236H39ZM60 237V236H59ZM62 237V236H61ZM174 237V236H173ZM181 237V236H180ZM212 237V236H211ZM218 237V236H217ZM243 237V235H242ZM22 238V237H21ZM29 238V239H28ZM38 238V237H37ZM50 238V237H49ZM55 238V237H54ZM153 238V237H152ZM186 241L187 238L183 237ZM195 238V237H194ZM198 238V237H197ZM214 238H216V236H214ZM174 239V238H173ZM189 239V238H188ZM192 239V238H191ZM196 239V238H195ZM213 239V238H211ZM239 239V238H238ZM242 239V238H241ZM246 239V237H245ZM248 239V237H247ZM3 242H6L7 245L10 243V241L8 242V240L6 239H3ZM101 241H103V238L100 239ZM200 240V239H198ZM206 240V239H204ZM215 240V239H214ZM218 240V239H217ZM237 240V239H236ZM244 240V239H243ZM252 240V239H251ZM22 241V242H21ZM31 241V243H30ZM38 241V242H37ZM58 241V239H57ZM162 241V240H161ZM176 241V240H175ZM208 241V239H207ZM221 241V239H220ZM246 240L242 241V242H245ZM2 242V243H3ZM153 243H155L154 241H152ZM178 242V241H177ZM175 242V243H177ZM181 242V240H180ZM188 242V240H187ZM191 242V241H189ZM188 242V243H189ZM209 244L211 243H215L214 241H210L209 239ZM211 242V243H210ZM229 242V241H227ZM251 242V241H250ZM252 242H254L252 240ZM258 242V241H257ZM1 243V242H0ZM1 243V244H2ZM42 243V242H41ZM91 243V244H90ZM173 243V242H172ZM193 243V242H192ZM191 243V245H192ZM221 243V242H220ZM256 243V242H254ZM0 244V246H1ZM11 244V243H10ZM35 244V245H36ZM178 245H182L180 243H177ZM176 244V245H177ZM197 244V243H196ZM217 244V242H216ZM223 244V243H222ZM249 245V242L247 243ZM245 244V246L247 245ZM257 244V243H256ZM255 244V246H256ZM259 244V242H258ZM6 245V244H5ZM3 244L4 247H0V259H6V260H9L7 257H9V254L10 252H6V251H11L12 249L14 250L13 246L12 245H9L7 247V245L5 246ZM43 245V244H42ZM47 245V244H45ZM144 245V246H143ZM175 245V244H174ZM187 245V244H185ZM190 245V247H192ZM212 245V244H211ZM219 245V244H218ZM216 246V248L218 247L219 250H221V248L219 246ZM49 246V245H48ZM184 246V244H183ZM195 246V245H194ZM233 246V245H232ZM244 246V245H243ZM253 246V247H255ZM262 246V245H261ZM6 247V249H5ZM77 247V246H76ZM89 247V248H88ZM97 247L99 248L98 249V253L99 254V257L94 259H92V257L90 256V254L88 252L90 251H93L94 248ZM167 248V246H165ZM189 247V246H188ZM187 247V248H188ZM242 247V246H241ZM252 247V245H251ZM151 248V250H152ZM166 248H164L166 250ZM169 248V247H168ZM183 248V247H182ZM186 248V249H187ZM194 248V247H192ZM196 248V246H195ZM194 248V249H195ZM214 248V247H213ZM215 248V249H216ZM256 248V247H255ZM75 248H73L74 250ZM170 249V248H169ZM168 249V250H169ZM194 249H193V252H194ZM244 249V248H243ZM246 249V248H245ZM248 249V248H247ZM259 249H261L259 247ZM12 250V251H13ZM20 250V249H19ZM49 250H51L49 248ZM185 250V249H184ZM182 250V251H184ZM191 250V248H190ZM218 250V249H217ZM233 250V249H232ZM22 251H20V253L22 254ZM44 251L46 252V254H50L51 252H54V254L51 255L50 257V260H43L40 262V264H78V262L72 257L73 255L69 254L71 253V251L69 250H64L62 252H57L56 249L55 250H52V251H48V247L46 246V248L44 247ZM163 251V249H162ZM171 251V250H170ZM180 251V250H179ZM235 251V250H234ZM241 251V250H240ZM248 251V250H247ZM177 251H175V254H176ZM186 252V250H185ZM188 252L189 251V248H188ZM225 252V251H223ZM236 252V251H235ZM249 252V251H248ZM245 253L246 255L249 254V253ZM261 252V251H259ZM258 252V253H259ZM88 253V254H87ZM169 253V252H168ZM173 253V252H171ZM192 253V251L190 252ZM188 253V254H190ZM195 253V252H194ZM193 253V254H194ZM242 253V252H241ZM239 253V254H241ZM251 253V252H250ZM257 253V252H256ZM91 254L94 256V254L91 252ZM200 254V253H198ZM196 255V257L199 255ZM238 254V255H239ZM243 254V255H245ZM12 255V254H11ZM41 254H39L38 256H35V258H39ZM171 255V254H170ZM169 257H172V255ZM186 255V253L184 254ZM183 255V256H184ZM257 255V254H256ZM20 256V255H19ZM19 256H17L15 258V256L12 258V256H10V262H11V258L13 259L12 261H18L19 259ZM24 256V255H23ZM76 256V254H75ZM188 256V255H187ZM253 256V254H252ZM255 256V254H254ZM253 256V258H254ZM114 257H119V261L120 263H114L112 262L113 260H111L112 258ZM164 257V256H162ZM161 257V258H162ZM165 257H166V254H165ZM168 257V256H167ZM174 257V256H173ZM186 257V256H184ZM189 257V256H188ZM195 257V256H193ZM195 257V258H196ZM256 257V256H255ZM258 257V256H257ZM256 257V258H257ZM190 259L192 258L191 257V254H190ZM194 258V259H195ZM203 260H204V257H201ZM236 258H238L236 256ZM246 258V257H244ZM251 258V257H250ZM31 260H33V258H30ZM116 260V258H114ZM171 258H169V262H171L173 264V262L175 260H173V258L171 259L172 261H170ZM177 259V256L176 258ZM185 259V258H183ZM187 259V258H186ZM189 259V260H190ZM197 259V258H196ZM248 259V257H247ZM255 259V258H254ZM153 260V259H152ZM151 260V261H152ZM166 260V259H164ZM178 260V259H177ZM187 259V261H189ZM198 260V259H197ZM202 260V261H203ZM242 261V259H240ZM245 260V259H244ZM252 260V259H251ZM2 261V260H1ZM36 261V259L34 260ZM160 261V260H158ZM180 261V260H179ZM182 261V260H181ZM180 261V262H181ZM195 261V260H194ZM201 261V262H202ZM205 261V260H204ZM208 262V260H206ZM205 261V262H206ZM216 261V258L215 260ZM249 261V260H248ZM253 261V260H252ZM7 262V261H6ZM30 262V261H29ZM185 262V261H184ZM183 262V263H184ZM204 262V263H205ZM212 262V261H211ZM210 262V263H211ZM250 262V261H249ZM3 263V262H2ZM130 263V262H129ZM160 263V262H159ZM167 264H170L168 262H166ZM192 263V261H190V264ZM196 263V262H195ZM209 263V264H210ZM154 264V262L152 263ZM186 264V262H185ZM199 264V262L197 263ZM201 264V263H200ZM203 264V263H202ZM208 264V263H207ZM257 264V263H256Z\"/></svg>",
	"mask_w": 264,
	"mask_h": 264
},
{
	"label": "snow or ice",
	"instance_id": "6c2138e0",
	"mask_svg": "<svg viewBox=\"0 0 264 264\" xmlns=\"http://www.w3.org/2000/svg\"><path fill=\"white\" fill-rule=\"evenodd\" d=\"M22 159H23V157H22Z\"/></svg>",
	"mask_w": 264,
	"mask_h": 264
}]
</instances>
